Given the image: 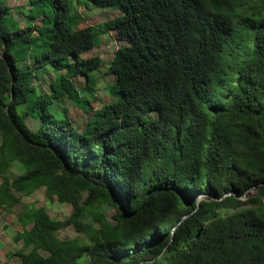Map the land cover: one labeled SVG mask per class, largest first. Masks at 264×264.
<instances>
[{
    "label": "trees",
    "instance_id": "trees-1",
    "mask_svg": "<svg viewBox=\"0 0 264 264\" xmlns=\"http://www.w3.org/2000/svg\"><path fill=\"white\" fill-rule=\"evenodd\" d=\"M53 1L54 18L11 28L0 0V208L20 206L21 264H264V0H86L122 13L99 33ZM111 31L129 43L106 71L114 99L80 130L50 108L91 109L73 79L93 89L105 63L81 55ZM41 188L65 221L21 202ZM69 227L87 241L61 240Z\"/></svg>",
    "mask_w": 264,
    "mask_h": 264
},
{
    "label": "rangeland",
    "instance_id": "rangeland-1",
    "mask_svg": "<svg viewBox=\"0 0 264 264\" xmlns=\"http://www.w3.org/2000/svg\"><path fill=\"white\" fill-rule=\"evenodd\" d=\"M10 7L9 26L14 24L20 25L21 28L26 26L38 27L42 24L44 18H54L57 7L53 0H6ZM68 10L66 13L67 22L73 29H81L94 26L99 33L103 24L111 19L120 16V10L109 8H98L86 0H66ZM62 12V9H61ZM129 43L118 37L116 31L102 33L97 36V46L92 50L82 54V58L88 59L99 56L104 61V66L100 71L92 73L93 81L90 83L92 90H86L87 82L83 77L74 78L73 82L79 89L81 99L89 103L91 109H84L81 104L73 103L68 98L62 99L58 105L51 107V111L58 117L68 115L78 129L88 123L93 117V112L97 111L113 101V96L109 93V87L115 82V78L107 74L108 65L113 59L115 52ZM32 63V60L28 61ZM62 74V73H61ZM59 73L54 72L53 68H46L35 71L34 85L36 93L51 94V84L57 79ZM88 107V105L86 106ZM29 106L19 107V111L24 113ZM31 129L36 130L39 123L29 117L27 120ZM24 173V168L19 162H15L10 169V175L17 176ZM1 183V180H0ZM256 191L251 190L249 195H255ZM21 202L36 208H45L53 220L65 221L72 213V207L69 204L59 203L57 200L49 201L45 194V188H41L30 195H19ZM20 206H16L10 211L0 208V264H21L22 259L19 252L23 250V243L16 242L15 238L23 231L21 224L17 220V213ZM108 217H111L112 211L108 207L104 208ZM58 237L62 240H72L81 238L87 241V238L76 231L74 227H69L58 232Z\"/></svg>",
    "mask_w": 264,
    "mask_h": 264
},
{
    "label": "water",
    "instance_id": "water-1",
    "mask_svg": "<svg viewBox=\"0 0 264 264\" xmlns=\"http://www.w3.org/2000/svg\"><path fill=\"white\" fill-rule=\"evenodd\" d=\"M254 191H256V189H253ZM251 191V190H250ZM250 191L247 192V194L244 196V198L250 194Z\"/></svg>",
    "mask_w": 264,
    "mask_h": 264
}]
</instances>
